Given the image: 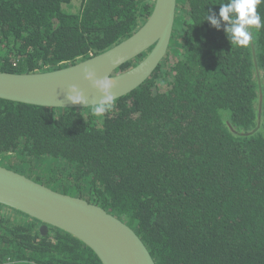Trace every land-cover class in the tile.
I'll return each mask as SVG.
<instances>
[{
  "label": "trees",
  "instance_id": "16d2710c",
  "mask_svg": "<svg viewBox=\"0 0 264 264\" xmlns=\"http://www.w3.org/2000/svg\"><path fill=\"white\" fill-rule=\"evenodd\" d=\"M224 2L178 0L168 53L181 50L166 91L162 62L103 117L94 106L0 98V152L59 161L50 180L31 177L122 218L157 264H264V29L253 28L247 47L231 44L205 20ZM154 3L0 0V71L99 54L145 23ZM257 10L264 19V4ZM3 211L0 264H103L71 233L50 226L43 235L40 221Z\"/></svg>",
  "mask_w": 264,
  "mask_h": 264
},
{
  "label": "water",
  "instance_id": "95a60500",
  "mask_svg": "<svg viewBox=\"0 0 264 264\" xmlns=\"http://www.w3.org/2000/svg\"><path fill=\"white\" fill-rule=\"evenodd\" d=\"M177 8L178 0H155L150 16L132 35L67 66L34 72L0 71V98L56 108L92 107L103 94L84 79L85 67L97 78H111L115 100L132 92L153 75L167 55ZM132 60L136 62L133 66L121 69ZM73 84L84 92L87 104L71 105L66 100ZM0 206L40 221L43 235L50 226L71 233L91 247L103 264H157L142 237L122 218L100 204L56 190L2 164Z\"/></svg>",
  "mask_w": 264,
  "mask_h": 264
},
{
  "label": "clouds",
  "instance_id": "9594fccd",
  "mask_svg": "<svg viewBox=\"0 0 264 264\" xmlns=\"http://www.w3.org/2000/svg\"><path fill=\"white\" fill-rule=\"evenodd\" d=\"M264 4V0H226L219 4L218 14L208 9L207 20L212 27L217 30L223 28L231 44L240 47L249 46L253 39V28L264 29V19L258 12V6ZM84 79L91 82L92 86L98 89L102 98L95 102L92 114L103 117L113 110L115 106V96L112 93L114 83L108 76L97 78L96 73L88 67L83 69ZM66 100L71 105L87 104L84 92L75 84L70 85L66 92Z\"/></svg>",
  "mask_w": 264,
  "mask_h": 264
},
{
  "label": "rangeland",
  "instance_id": "374dc122",
  "mask_svg": "<svg viewBox=\"0 0 264 264\" xmlns=\"http://www.w3.org/2000/svg\"><path fill=\"white\" fill-rule=\"evenodd\" d=\"M186 6L187 4H185V7ZM176 50H181V47L179 46L174 47L171 53H167V57L163 65L167 69V72L161 71L160 73V79L158 80L159 90L166 91L171 87V85L168 84V81H165V80L166 79L172 80V75L170 74V71H171L172 65L179 58V54ZM25 161H28L31 163L29 164ZM25 163L27 164L24 165ZM0 164L11 167V168L13 167L14 169L18 171L24 172L30 177L33 175H36V176L40 175V177H43V179H46V181L50 180L51 175L55 174L57 172V169L59 171V169L63 168L61 167L62 164L59 161L51 159L50 157H44L41 159H35V158L23 159L22 155H20L17 152L15 153L14 152H10V153L0 152ZM27 166L29 167L27 168ZM24 169H26V171H24ZM3 210L6 211L7 209L4 207L0 208V217H1V213L4 212Z\"/></svg>",
  "mask_w": 264,
  "mask_h": 264
},
{
  "label": "bare ground",
  "instance_id": "6f19581e",
  "mask_svg": "<svg viewBox=\"0 0 264 264\" xmlns=\"http://www.w3.org/2000/svg\"><path fill=\"white\" fill-rule=\"evenodd\" d=\"M166 56H167V55H166ZM166 56L163 58V60L160 62V64H161L162 62H164V59L166 58ZM160 64H159V65H160ZM159 65H158V66H159Z\"/></svg>",
  "mask_w": 264,
  "mask_h": 264
}]
</instances>
